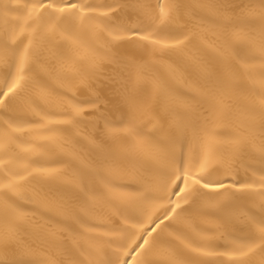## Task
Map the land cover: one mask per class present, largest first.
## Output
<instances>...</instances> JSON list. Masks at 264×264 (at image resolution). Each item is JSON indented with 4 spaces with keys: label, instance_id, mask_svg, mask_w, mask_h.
Returning a JSON list of instances; mask_svg holds the SVG:
<instances>
[{
    "label": "bare ground",
    "instance_id": "obj_1",
    "mask_svg": "<svg viewBox=\"0 0 264 264\" xmlns=\"http://www.w3.org/2000/svg\"><path fill=\"white\" fill-rule=\"evenodd\" d=\"M0 264H264V0H0Z\"/></svg>",
    "mask_w": 264,
    "mask_h": 264
}]
</instances>
